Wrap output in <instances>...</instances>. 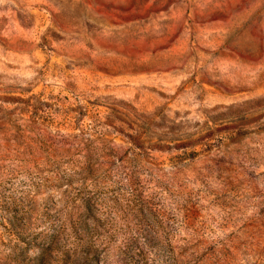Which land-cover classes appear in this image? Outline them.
Wrapping results in <instances>:
<instances>
[{
    "label": "rangeland",
    "instance_id": "374dc122",
    "mask_svg": "<svg viewBox=\"0 0 264 264\" xmlns=\"http://www.w3.org/2000/svg\"><path fill=\"white\" fill-rule=\"evenodd\" d=\"M0 264H264V0H0Z\"/></svg>",
    "mask_w": 264,
    "mask_h": 264
}]
</instances>
